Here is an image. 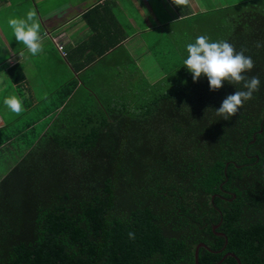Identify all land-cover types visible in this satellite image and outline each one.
<instances>
[{"label": "trees", "instance_id": "16d2710c", "mask_svg": "<svg viewBox=\"0 0 264 264\" xmlns=\"http://www.w3.org/2000/svg\"><path fill=\"white\" fill-rule=\"evenodd\" d=\"M234 3L201 35L246 50L253 98L217 116L244 89L194 83L183 61L201 35L180 26L152 53L160 78L148 96L130 84L104 106L87 85L73 98L71 79L49 129L0 181V264H195L200 243L199 264H237L227 253L264 264V0Z\"/></svg>", "mask_w": 264, "mask_h": 264}, {"label": "crops", "instance_id": "0c3cea01", "mask_svg": "<svg viewBox=\"0 0 264 264\" xmlns=\"http://www.w3.org/2000/svg\"><path fill=\"white\" fill-rule=\"evenodd\" d=\"M214 1L190 0L177 7L171 0H0V181L63 108V85L74 79L73 98L79 99L93 83L127 93L130 84H153L160 67L152 53L166 52V33L188 26ZM29 11L41 25L43 51L35 56L15 40L8 25L10 18H25ZM98 53L105 57L98 59ZM92 69L100 72L98 78L90 77ZM111 69L117 74L104 71ZM11 96L22 102L20 115L4 103Z\"/></svg>", "mask_w": 264, "mask_h": 264}, {"label": "clouds", "instance_id": "9594fccd", "mask_svg": "<svg viewBox=\"0 0 264 264\" xmlns=\"http://www.w3.org/2000/svg\"><path fill=\"white\" fill-rule=\"evenodd\" d=\"M177 7L187 6L190 0H171ZM36 13L29 11L25 18H10L9 27L13 30L15 40L22 43L33 56L43 51L41 25L36 19ZM262 45L257 43V47ZM245 49L237 52L232 44L221 40L209 42V37L198 36L194 43L187 45L188 56L184 59V67L192 75L193 82H197L202 76L206 77L210 91L221 89L227 82L230 85L240 86L244 90H236L228 95L216 115L222 120H230L243 107L244 103L253 98V93L259 90L260 79L257 76L245 75L254 68V61L245 55ZM20 57L23 56L21 52ZM186 83V82H185ZM5 105L15 114L20 115L23 111L22 102L11 96L5 99ZM129 238L134 239L135 234L129 233Z\"/></svg>", "mask_w": 264, "mask_h": 264}, {"label": "rangeland", "instance_id": "374dc122", "mask_svg": "<svg viewBox=\"0 0 264 264\" xmlns=\"http://www.w3.org/2000/svg\"><path fill=\"white\" fill-rule=\"evenodd\" d=\"M237 1L238 0H215L214 1L215 2V6L214 7L208 8V11H207L206 14L198 15V17L190 23V24L193 25L194 29L189 30L188 28H186L185 24H183L182 26L179 27V28L183 27V28H181L182 32H183V34H182L183 37H185L187 34H190L191 32L198 33V35L209 34L211 31L213 32V27L214 28L217 27V25H216L217 19L220 16H223L225 14V10H223L225 8L224 6L231 5V4H233L234 2H237ZM215 7H216V9H215ZM213 9H214V11H213ZM98 70L99 71L103 70L101 65L99 66ZM98 70L97 69H92L91 71H89L90 77H92L93 75H96ZM104 71H107V73H110V74H117V72L114 69L104 70ZM155 72H156L157 76L160 73L159 71H155ZM104 73H106V72L102 71V74H104ZM153 81H156V80H153ZM116 82H117V79H116ZM146 86H149V82H148V84ZM86 87L88 89H90L93 93H95L100 98V100L102 101L104 106H107L109 104L110 96L108 94L107 88H104L102 86H96V83H93V85H87ZM141 87L142 86H139L138 88H141ZM152 87H153V85H152ZM155 87H157V86H154L152 88V90H151V86H149L147 88L144 87L143 92L144 93L146 92L145 94L148 96V94H150L149 93L150 91H155L154 90ZM111 91L114 93L116 91V88H113ZM125 98H126L125 96H122V95L118 94V100L114 99V100H112L111 103H114V102L117 101V103L120 104L123 101H125ZM135 100H137V99H135ZM133 103H136V105H137V101H135Z\"/></svg>", "mask_w": 264, "mask_h": 264}, {"label": "water", "instance_id": "95a60500", "mask_svg": "<svg viewBox=\"0 0 264 264\" xmlns=\"http://www.w3.org/2000/svg\"><path fill=\"white\" fill-rule=\"evenodd\" d=\"M259 132H261V130L259 131ZM253 142V141H252ZM218 227V225L217 226H214L213 227V231H215V229ZM216 235H221V236H224V234H220V233H216ZM200 248H205V249H207L208 250V248H207V246L205 245V244H203V243H200V244H198L197 246H196V248H195V251H194V263L195 264H199V262H198V254H199V249ZM227 256H230V257H233L235 260H236V262H237V264H241L240 263V260L233 254V253H227L226 255H225V257H227ZM224 257V258H225ZM222 262V260L219 262V263H216V264H220Z\"/></svg>", "mask_w": 264, "mask_h": 264}, {"label": "built area", "instance_id": "2783aa9c", "mask_svg": "<svg viewBox=\"0 0 264 264\" xmlns=\"http://www.w3.org/2000/svg\"><path fill=\"white\" fill-rule=\"evenodd\" d=\"M58 49H59L60 51L62 50V48H61L60 46L58 47Z\"/></svg>", "mask_w": 264, "mask_h": 264}]
</instances>
